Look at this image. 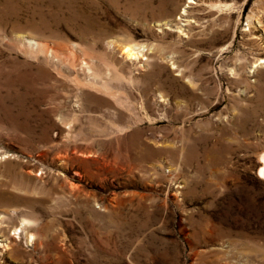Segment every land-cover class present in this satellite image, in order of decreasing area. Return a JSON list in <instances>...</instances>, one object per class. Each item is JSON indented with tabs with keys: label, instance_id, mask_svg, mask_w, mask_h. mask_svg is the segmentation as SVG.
I'll return each instance as SVG.
<instances>
[{
	"label": "rangeland",
	"instance_id": "1",
	"mask_svg": "<svg viewBox=\"0 0 264 264\" xmlns=\"http://www.w3.org/2000/svg\"><path fill=\"white\" fill-rule=\"evenodd\" d=\"M193 1L0 0V264H264V0Z\"/></svg>",
	"mask_w": 264,
	"mask_h": 264
},
{
	"label": "bare ground",
	"instance_id": "2",
	"mask_svg": "<svg viewBox=\"0 0 264 264\" xmlns=\"http://www.w3.org/2000/svg\"><path fill=\"white\" fill-rule=\"evenodd\" d=\"M190 3H194L193 0H190ZM122 54L129 60H133V59H139L140 57L142 58L143 55L141 54V50L133 45H125L122 47L121 49ZM262 155L259 156V163L261 164V167L259 169V174L258 176L260 177V179L264 180V153H261ZM20 233H21V229H15L14 230V235H16L15 239H20ZM33 236H30V239L33 240ZM8 247V246H7Z\"/></svg>",
	"mask_w": 264,
	"mask_h": 264
}]
</instances>
